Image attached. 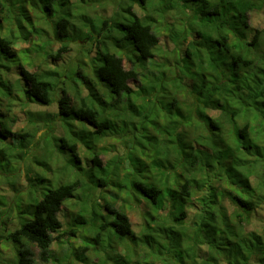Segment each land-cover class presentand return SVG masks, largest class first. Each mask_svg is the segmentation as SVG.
Here are the masks:
<instances>
[{"label":"trees","instance_id":"obj_1","mask_svg":"<svg viewBox=\"0 0 264 264\" xmlns=\"http://www.w3.org/2000/svg\"><path fill=\"white\" fill-rule=\"evenodd\" d=\"M255 11L264 0H0V105L18 96L57 104L46 116L64 133L43 137L67 156L70 172L50 178L44 164V173H26L33 189L8 236L18 264L31 263V245L47 262L52 246L71 238L83 241L70 247L83 262L86 252H103L114 264H264V221L261 233L244 227L264 204V28L252 26ZM42 19L56 41L66 39L56 53L44 49V60L62 61L75 42L93 45L95 57L76 69L30 71L20 42L42 37ZM129 109L132 118L112 115ZM28 119L33 130L43 120ZM109 136L127 141L126 161L102 162L98 143ZM35 137L0 119V143L20 140L24 151ZM7 150L0 147L2 171L16 158ZM128 209L142 212L139 233Z\"/></svg>","mask_w":264,"mask_h":264},{"label":"rangeland","instance_id":"obj_2","mask_svg":"<svg viewBox=\"0 0 264 264\" xmlns=\"http://www.w3.org/2000/svg\"><path fill=\"white\" fill-rule=\"evenodd\" d=\"M111 8L107 9V15H111ZM40 17L34 18L35 21L41 19ZM166 21L172 20L173 17L167 16ZM175 20V18H173ZM40 24L46 29L41 38H37L36 36H32V40L30 42H20V49H27L30 62V71L40 70L43 67H48L52 64V66H59L68 68L74 67L75 69L78 67L79 63L82 64L81 59L85 61L84 63H88L90 58L95 57V47L93 45H87L86 42H75L71 44V51L63 54L62 61H55L53 59L44 60L43 50L46 52L56 53V51L61 47L62 42L66 41V39H59L56 41L53 35V31L50 27L45 25V21L40 20ZM251 24L254 28L262 29L264 28V11L263 12H253L251 15ZM163 32L160 35V45L163 51H170L173 49V44L167 40V33L164 28H161ZM47 31V32H46ZM53 41V44L50 42ZM42 47V49H40ZM83 57H79V56ZM126 67L130 68L129 64L125 62ZM89 71V69H86ZM148 79H150L149 73L150 71L143 72ZM143 81L146 82L145 78L139 79L137 82L131 84L134 90H139L140 85L143 84ZM83 96H87L88 92L84 89H81ZM180 100H183V97H180ZM3 113V117H0L2 121H5L7 127L13 131V133L23 134L24 132L30 131L36 134L34 140H32L31 147L26 148L24 151L20 147L19 142L16 140L8 143H0V147L9 148V153L11 156L15 158L12 160V163L9 164L7 170H0V264H18L20 263V256L18 255L17 248L13 244L12 241L8 240L9 233L14 231L19 226V216L20 210L23 208V204L20 203L27 202V190L33 189L30 184V181H27L26 173H30L31 177H35L34 173L41 172L44 173L47 167L49 166L52 170L48 171V176L56 177V179H68L70 176V172L67 173L68 162L67 156L62 154L59 151V148L56 147L53 143H47L44 141L43 135L45 132L50 131L51 135H62L64 133L63 124L56 120L55 122H51L49 118H47L46 114H55L57 113V104H53L52 106H38L32 105L30 103H26L25 100L21 96H18L15 99H3L0 105V113ZM29 112L33 114L42 115V119L39 123H37V130H33L31 128L28 115ZM113 117L118 115L119 119H124L135 115L132 110H128L125 114L123 111L118 113H112ZM134 117V116H133ZM50 127L48 128L47 127ZM36 129V128H35ZM50 129V130H48ZM260 132L257 131V134ZM255 135L257 137L258 135ZM260 138V135L258 136ZM22 139V138H21ZM261 142H264V135L261 139ZM99 147L103 148V150H99L100 159L104 164L112 162L113 159L119 158L120 161H126L128 158V143L124 138H118L115 136H109L103 139V141L99 142ZM80 154L85 157V150L80 146L79 147ZM25 152H28L27 154ZM19 153H23L24 160L22 161V157ZM69 156V155H68ZM2 156H0L1 158ZM44 164L48 165L47 167ZM122 166V164H120ZM52 171V172H51ZM31 187V188H30ZM49 188V187H48ZM46 188V189H48ZM20 191H22L20 193ZM37 196V194H35ZM35 197V196H34ZM23 200V202H22ZM261 203V202H260ZM123 205V200H117V206L121 207ZM76 206V205H74ZM72 207L73 211H78V208ZM21 207V208H19ZM71 212V210H70ZM128 216L131 220L134 230L139 233L143 229V217L141 210L128 209ZM65 228H67V222L65 218H63ZM264 221V204H262L256 212L252 215L251 222L245 223V230L248 232L257 231L261 233ZM54 236H58V233H55ZM67 239V238H66ZM68 246L67 244H61L60 242L55 243L51 250L52 254L49 261H44L41 257L40 249L35 246H29L30 251H32L33 255L30 257V264H102L101 260H106L107 264H114L113 260H110L105 253H101L100 255H94L92 252L89 255L88 252L85 253L84 256L88 255V260L82 261L81 253L79 256L72 255V249L70 247H82L83 241L80 238H71ZM143 241H140L139 255H143L142 248L147 247L142 244ZM123 246L118 245L117 255H120L122 258H126L125 252L122 248ZM205 248L203 247L200 250V254L203 256L206 255ZM203 259V258H201Z\"/></svg>","mask_w":264,"mask_h":264}]
</instances>
